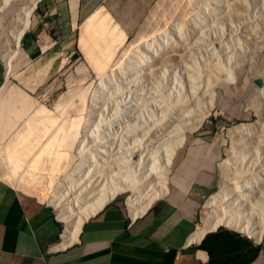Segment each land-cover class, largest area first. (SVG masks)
Here are the masks:
<instances>
[{
  "label": "rangeland",
  "instance_id": "obj_1",
  "mask_svg": "<svg viewBox=\"0 0 264 264\" xmlns=\"http://www.w3.org/2000/svg\"><path fill=\"white\" fill-rule=\"evenodd\" d=\"M22 1L24 0L8 1L5 10L3 12L0 11V59L4 65V80L0 88L8 83L9 86L12 85L22 90L36 104L38 103L51 110L49 112L51 113V119L47 122L48 125L46 127V129L49 128L47 129L49 133L50 129L52 132L54 127L59 128L58 124L60 127L64 126L63 128H65L69 125L70 118L72 120L80 117L78 141L81 139V133L85 129H89L90 133L97 137L98 141H102L101 145H104V147L99 149L103 150L104 153L97 156L96 146L94 145H98L97 143L100 142L89 141L90 137L88 135L81 142L80 150L77 151L74 147L71 149V153L67 155V159L64 157L66 155L61 157V163L59 162V164L66 165V170L54 172L52 185H47L46 176L39 182L38 180L35 181V185H38L36 189L39 191V197L31 196L28 192L26 193L22 190L20 192L16 189L20 194H28V196L38 202L49 205L60 221L58 214H60L63 205L50 202V195L56 189V185L60 184L57 189L58 193L67 195L70 193H72L71 195L74 193V195H79L83 193L82 191L93 189L96 186L100 190H106L112 184V178L116 180L115 177H120L121 174L127 171L136 172V159L133 158L131 153L135 149L140 148L139 146L141 148L146 146L145 148L156 149L158 153L162 152L166 146L170 148L173 146L174 149L170 158L171 163L164 171L166 185L169 190L174 188L171 183L172 177L179 176L182 181L186 182L190 180V177H194V180H201L206 175L211 176L210 189L198 202L196 222L197 227H200L203 219L213 209L208 204V201L223 185V178L232 177L234 168H238L239 171L243 170L244 174L257 173L250 166V163L251 161L254 163L259 162L257 152L260 151L261 146H264V121H262V129L255 130L253 134L251 132L246 136L247 138H244L246 141L245 147L247 146L248 150L246 147L247 151L245 150L243 153L247 152L251 153V155L249 154L248 156L247 153L245 155L242 153L241 157H236V163L238 162L237 165L239 164V167L228 163L230 162L229 151L234 152L237 149L235 143L239 140L237 135L232 134L234 133L232 129L238 125H248L255 128L259 123L260 116H264V0H156L139 24L138 29L125 37L123 44L119 48L117 47V51L113 53L112 59L110 57L108 62L106 60L109 58L99 54L101 51L97 46V48L94 47L96 44H103L105 41L99 36H95L87 42L85 41L84 44L86 46L89 45V47L79 46L78 37L76 36L72 46L67 48L52 47L42 53L39 52L38 37H34L32 41L33 48L25 47L21 38L18 54L11 60L10 68L6 71L5 63L1 57L5 49V32L9 27V20L13 17L15 10L22 5ZM32 14L33 23L25 33L35 36L40 25L36 17V8ZM100 14L103 13L100 11ZM77 32L79 36V28ZM30 37L27 39L31 40ZM181 40L185 42L184 44H186L187 48L184 47L185 45H183ZM141 41L146 43L143 47L142 44L137 45ZM147 42L156 51H153L152 53H155V55L153 54L152 57V54L149 55L148 59L146 58L147 55H144L143 49L146 48L145 46L151 50L153 49L150 48L151 45L149 46ZM87 43L89 44L87 45ZM189 43L195 45L193 46ZM175 44H178L176 45L178 50L175 48ZM129 46H134V48L130 50ZM136 46L138 47L136 48ZM164 46L165 49L162 50ZM82 49H90L91 53L89 52L90 54L85 55ZM100 49L103 50L102 48ZM167 49H172L173 51L171 50V52L180 51V54L182 53L181 57H179L183 60L181 61L179 58L176 60L177 62L174 61L170 65L171 70L174 72L173 74L178 76L182 70L192 72L191 68L195 66L198 72L201 73L202 71L201 81L203 79L202 82L204 84L202 83V85L205 89L201 95H198L201 100L196 98V102L192 103L190 117L185 118L183 121L180 120V129H171V122L168 123L171 119H168V112L166 111L164 115L167 105H162L159 111L150 105V97H158V100L166 97L164 98L165 102L168 101L167 97L169 100L175 97L173 93H170L171 91L167 90L164 84L165 79L160 77V73L152 71V74L148 75L149 77L147 75L136 77L139 83L137 87L131 81L134 78L131 73L138 63V59L135 57H139L140 52L144 53L143 57L147 61L145 63H143V60L141 61V59H145L142 58L141 54L139 60L142 64L138 63L136 67L143 71L146 65L153 63V57L154 59L160 58L163 55L162 53L170 52ZM187 52L190 53L187 54ZM137 53L138 55H136ZM191 55H194V57ZM93 57L101 60L102 64L107 67L104 68L101 64L103 69L100 65L96 68L95 65L97 63H94ZM185 58L190 59L189 62L191 63L187 62L188 60L186 61ZM117 59L118 61L115 63ZM149 59L150 62H148ZM126 63L130 64V66L128 67ZM143 64H146L145 67ZM185 64L186 66H184ZM188 64H191V67H189L190 65L187 66ZM203 64L204 66H202ZM208 64L212 68L214 66L212 71ZM183 66L184 68L182 69ZM205 70H209V72H206L208 75L203 73ZM214 71H217V76ZM210 72L214 73L212 74L213 76ZM104 75H111V78L107 77L109 81L102 78ZM203 76L208 79H204L205 77ZM101 79H103L105 87L102 84V92L98 95L94 108L88 111L91 95L95 90H99L96 84ZM259 82H261L260 85ZM210 86L211 88H209ZM257 88H261L263 92L260 97L257 96L259 92ZM167 93H170V96ZM185 100L189 101V98L186 97ZM125 105L127 106L124 107ZM78 108H80V111ZM41 116L42 114H38V116H33L32 120H29L37 123L38 129L45 127L46 124V122H39ZM37 119L39 120L37 121ZM115 119L116 122L114 121ZM166 119V125L168 124L170 128L168 125L152 126L158 128L155 129V134L153 132L148 134V131H152L149 126L150 122L154 125L158 123L162 125V122ZM256 121L257 124L255 123ZM172 122L175 121L172 120ZM178 122L175 123L177 124ZM143 123L149 124L144 126ZM176 124H172V127H175ZM49 125L53 127H49ZM105 125L108 126L110 132L109 138L103 142V138L99 136L105 129ZM163 130H169L167 133H170L167 134L166 131L164 133ZM26 132H28L27 129ZM247 141H250V143ZM0 142V148L4 149L5 145H3L1 139ZM50 146L53 147L52 145ZM55 147L62 153L65 152L61 144ZM90 147L93 148L91 149ZM239 147L244 148V145L239 144ZM82 156H89V158L86 159L85 157L86 161L82 167L79 170H75ZM105 158L109 161H106ZM3 165L5 167L6 164ZM4 167L1 168L0 172L5 171ZM34 171L36 172L37 170ZM64 172H68L70 174L69 177L72 179H65ZM193 185L197 187L199 184ZM131 193L130 189H126L116 196L122 201H126ZM61 226L62 231L64 229L62 221ZM216 227H227L240 232L237 228L222 225L221 223Z\"/></svg>",
  "mask_w": 264,
  "mask_h": 264
},
{
  "label": "bare ground",
  "instance_id": "obj_2",
  "mask_svg": "<svg viewBox=\"0 0 264 264\" xmlns=\"http://www.w3.org/2000/svg\"><path fill=\"white\" fill-rule=\"evenodd\" d=\"M8 1H14V0H0V11L1 12H3L5 8L7 7ZM38 1L39 0L22 1V5L19 6V8L15 10V12L13 13V17L9 20V27L6 29V32H5V49L3 50L1 54V57L3 58V61L5 63L6 71H8L10 68L11 60L18 54L19 43H20L21 37L30 24L31 14L33 10L35 9ZM70 4H71V7L74 8L76 6V0H70ZM213 9L215 10V8ZM95 36H99L102 38V40H105L103 44L99 43V45L96 44L94 47L95 48L98 47V49L101 51L99 52V54H103L105 57L109 58L106 60L107 62L110 60V57L112 59L114 55L113 53L117 51L116 49H118L119 46H121L125 40V34L116 25L111 23L110 18L107 15L100 14L99 10L94 11L92 14H90V16H88L79 25V36H78V43L80 44L79 46L82 47L84 45L85 47H89L88 45L89 43H87L88 46L84 44L85 41L87 42L89 41V39L92 40V38ZM159 38L161 39V37ZM143 41H141L140 43H138L139 42L138 41L137 45L142 44V47H143L144 44H146V43H142ZM181 42L183 43V45H185L184 47H186V44H184L185 42H183L182 40ZM156 43L158 44L157 41ZM147 44L149 45L148 42ZM160 44H163V43L161 42ZM189 44L193 46L195 45L193 43L192 44L189 43ZM176 45L178 44H175V46ZM137 47L138 46H136V48ZM145 47L149 49V47L147 46ZM100 48H102L103 50H101ZM130 48H131L130 50H132L134 46H131ZM146 48L143 49V52L145 54L139 51L140 56L142 54V58H145L143 57V54L145 56L147 55L146 58L147 57L149 58V55L151 54H152L151 57L153 56V54L155 55V53H152L154 51V48L152 47V45L150 46V48H152L153 50L151 49L146 50ZM175 48L177 49V46ZM164 49H165V46L162 50ZM82 50H84L85 55H88L91 53L90 49H87L88 51L85 49H82ZM167 50H170V49H167ZM171 50L170 52L168 51L167 53L166 52L162 53L163 55L160 58L154 59L153 57V60H154L153 63H150V64L147 63L148 65L145 64L146 67L143 64L145 67V69L142 68L143 71L139 70V68L136 67L138 63L142 64L140 63V60H139L140 56L135 57L138 59V63L135 65L134 70L131 73L134 75V78L131 81H133L134 86L137 87L139 86V83L136 77H140L144 75L148 76L152 74L151 73L152 71H157L158 74L160 73V77H163L165 79L164 84L167 87V90H169V92L171 91L170 93H173V96L175 97H173V99L171 100H169V98L167 97V100H168L167 102H165V99H164L166 97L161 98L163 99L162 101L161 99L158 100L157 99L158 97L157 98L150 97L149 98L150 101L149 100L148 101L151 102L150 105L153 108L157 109L158 111L161 110L162 105L164 106L167 105V108H165L164 115L166 114V111H167L168 116H169V118L168 117L167 118L168 119L171 118L168 121V123L171 122L172 124L175 125L176 124L175 122L179 121L175 127H172V124L170 123L171 129L173 128L178 129L181 125L180 120L183 121L185 120V118L190 117L189 114L192 109L191 108L192 103L194 104L196 102L197 100L196 98H199L198 95H201L202 92H204L203 90L205 89L203 88V85H202L203 79L201 81L202 71L201 73L198 72V69L195 66L191 68L192 72H190L187 70H182L184 66H186L185 64L182 67L181 69L182 71L180 72L178 76L177 75L175 76L173 74L174 72L173 70H171L170 65L173 64L174 61L179 59L182 53L180 54V51L171 52ZM196 50L198 51V49ZM188 53L190 52H187V54ZM96 54L98 53L96 52ZM136 55H138V53ZM132 56L134 55L132 54ZM191 56L194 57V55H191ZM146 58L141 59V61L143 60L144 61L143 63H145V61H147ZM92 59L93 61L95 60L94 61L95 64L97 63V65L94 64L96 68L98 65L101 66L102 64L101 60L94 59V57ZM179 60L182 61L183 59L180 58ZM185 60L187 61L188 58L187 59L185 58ZM189 60L187 62H189ZM191 60L193 59L191 58ZM117 61L118 59L116 60L115 63H117ZM107 62L105 63L107 64ZM148 62H150V59L148 60ZM126 64L128 65V63ZM102 66H104V68L107 67L103 64ZM129 66L130 64L128 65V67ZM187 66L191 67V64H188ZM202 66H204V64ZM139 67H141V65H139ZM209 68H211L210 70L212 71L214 69V66L212 68L210 65ZM206 72H209V70H205V72H203L204 74L208 75V73ZM214 72H215V75L217 76V71H214ZM110 74L113 75L112 73ZM210 74L212 75L214 73L210 72ZM108 76L109 75H104L102 78H105L106 80L109 81V79H107ZM110 76L109 78H111ZM203 77H205L204 79L206 80L208 79L206 76H203ZM260 83L261 82H259V85ZM102 84H103V79H101L96 84L97 88H99V90L101 91L95 90L93 94L91 95V100L89 103L90 105H89L88 111L94 108L95 103L97 102V98L99 97L98 95L101 94L102 92V88H101ZM209 88H211V86ZM257 90L259 91L257 96L260 97V95H262L263 92L261 88L260 89L257 88ZM170 93L169 94L167 93L168 96H170ZM186 97L189 98V101L185 100ZM206 97H203V98H206ZM199 100H201V98H199ZM126 106L127 105H125L124 107ZM78 110L80 111V108H78ZM50 111L51 110L46 109V107L38 103L36 104V102H34L28 95L22 92V90L12 85L9 86L8 83L4 84L0 88V139L3 141V145H5L4 149L0 148V170L1 168L4 167V165L2 166V164H6L4 167L5 171L0 172V179H3L5 182L9 183L15 189L22 190L26 193L28 192L30 193V195H35L38 197H39V193H38L39 191H37L36 189L38 185H35V181L38 180L39 182L40 180H43V178L46 176L45 177L46 183L48 186H50V184L54 182L52 181V175L54 174V172L61 171V170L63 171L64 169L66 170V165L59 164L60 159H62L61 157L63 155H66L64 157H66L67 159V155L71 153V149L75 147L77 151L80 150V147L82 145L81 142H83L84 139L88 137V135L90 137L89 141L92 140V142L94 143L98 141L97 137L91 134L89 129H85L84 130L85 133L84 131L81 133L82 134L81 139H79L78 141L77 137L80 133L79 128H78V123L81 120L80 117L76 119H72V120L71 118L69 119L67 117L70 120L69 125L63 128L64 126L60 127V125L58 124L57 126L59 128L54 127L52 129V132L50 129V133H49V131H47V129L49 128L46 129V127L48 125L47 122L50 121L51 119V113H49ZM38 114H42V116H41V120L37 119V121L39 120V122L41 123L46 122L45 127H42L41 129H38L37 123L29 121L30 119L32 120L33 116L34 117L36 115L38 116ZM159 114H162V113H159ZM172 120H174L175 122H172ZM55 121L57 122L56 119ZM114 121L116 122V119ZM262 121H264V116H260L259 123L258 125H256L255 128H253L252 126H248V125L247 126L238 125L232 129L234 132L232 134L237 135L238 136L237 138H239V140H237V142L235 143L237 149L234 152L229 151L230 162L229 163L227 162L228 164L234 165L236 167L238 163V162L236 163L237 158L241 157V154L243 153V151H245L246 149L248 150V147L247 146H246L247 148L245 147L246 141L244 138L251 132H252L251 134H253L255 130L262 129L263 124H264V123L262 124ZM166 123H167V119L162 122V125H159V123L154 125L150 122L149 126L151 127L152 131H148V134L149 132L150 133L153 132L155 134L156 132L155 129L158 128V127H152V126H167L168 124L166 125ZM255 123L257 124V121ZM143 124L145 126L149 123H143ZM49 127H53V126L49 125ZM104 127L105 129H103V131L101 132V136H99L103 138V142H105L109 138V132H110L107 125H105ZM141 127H142V124H141ZM26 129L28 130V132H26ZM232 130L230 129V131ZM163 131L165 133L166 130H163ZM98 142H100V143H97L98 145H94L96 146L95 151L97 152V156L99 154L103 155L104 153L103 150L99 149L101 147L102 148L104 147V145H101L102 141H98ZM247 142L250 143V141H247ZM57 144L59 145L61 144V146L65 149L64 153L56 149L55 146H59ZM239 144L242 146L244 145V148L239 147ZM50 145H52L54 148L51 147ZM139 147L140 148L135 149L131 153L133 158L136 159L135 160V165L137 166L136 172L132 173L130 171H127L121 174L120 177H115L116 180L112 178L111 179V181L113 180L111 182L112 184L106 190L105 189L100 190L96 186L93 189H87L85 191H82L83 193L79 195L77 194L74 195L75 191L73 192L74 193L73 195H71L72 193L67 195L64 193L63 194L58 193L57 189L60 186V184L56 185V189L52 191V194L50 195V202L54 204L61 203L63 205L61 208L60 214H58L60 221L64 223V229L62 230V233H61V238H62V242H60L61 246H64L74 241L81 228L82 223L89 216H91L97 210H99L105 203H107L109 200L114 198L117 194L125 191L126 189H130L132 192L125 202L127 210L132 217L138 215L139 213H142L154 199L158 198V196L162 192L165 191L166 181H165L164 171L171 161L170 158H171V154L173 153L174 147L172 146L170 148L169 146L168 147L166 146L162 152H159L160 154L158 153L156 149L149 148V147L145 148L146 146H143L142 148L141 146ZM90 148L92 149L93 147H90ZM246 153L244 152L243 154L245 155ZM249 154L251 155V153H247L248 156ZM257 154H258L259 162L254 163L251 161L250 163V166L257 173L244 174L243 170L239 171L238 168L233 167L234 168L233 176L225 177L223 179L222 181L223 185L220 187V189L217 192H215L210 197L208 201V204H210L213 209H211L209 214H207V216L203 219L201 226L197 228L195 234L193 235V240H197L205 231L215 228V226L219 225L220 223L222 225L224 224L226 226L234 227L235 229L237 228L240 232L246 234L248 237H254L257 239L261 238L262 232L264 229V146H261L260 151H258ZM85 157L86 156L80 157V161L78 165L76 166L75 170H79L82 167V165L86 161ZM88 158L89 156L86 157V159ZM106 158L108 159V157ZM107 159L106 161H109ZM6 168H7V171H6ZM34 170H37V171L35 172ZM63 174H65V179H72L71 177H69L70 174L68 172H64ZM115 176H118V175H115ZM65 182L66 180L64 181V184ZM261 203L262 205H260Z\"/></svg>",
  "mask_w": 264,
  "mask_h": 264
},
{
  "label": "crops",
  "instance_id": "obj_3",
  "mask_svg": "<svg viewBox=\"0 0 264 264\" xmlns=\"http://www.w3.org/2000/svg\"><path fill=\"white\" fill-rule=\"evenodd\" d=\"M155 2L76 0L74 9L70 0H40L35 7L37 35L25 33L32 14L21 38L25 47L33 48L38 37L40 53L70 47L79 25L96 10L127 37ZM3 80L0 59V86ZM210 181L209 175L186 182L172 177L174 188L166 185L160 197L133 217L126 201L115 196L82 223L74 241L61 246V221L53 209L0 180V264H264V229L257 239L216 227L193 240L198 202Z\"/></svg>",
  "mask_w": 264,
  "mask_h": 264
},
{
  "label": "built area",
  "instance_id": "obj_4",
  "mask_svg": "<svg viewBox=\"0 0 264 264\" xmlns=\"http://www.w3.org/2000/svg\"><path fill=\"white\" fill-rule=\"evenodd\" d=\"M125 202V201H124Z\"/></svg>",
  "mask_w": 264,
  "mask_h": 264
}]
</instances>
